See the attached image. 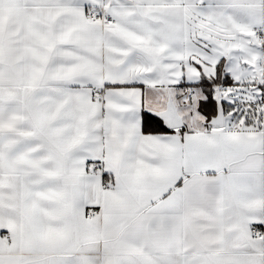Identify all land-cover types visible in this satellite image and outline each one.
<instances>
[{"label": "snow or ice", "instance_id": "1", "mask_svg": "<svg viewBox=\"0 0 264 264\" xmlns=\"http://www.w3.org/2000/svg\"><path fill=\"white\" fill-rule=\"evenodd\" d=\"M0 264H264V0H0Z\"/></svg>", "mask_w": 264, "mask_h": 264}]
</instances>
